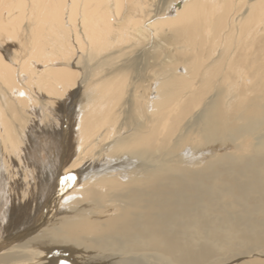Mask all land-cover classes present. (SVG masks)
Listing matches in <instances>:
<instances>
[{"label":"bare ground","instance_id":"6f19581e","mask_svg":"<svg viewBox=\"0 0 264 264\" xmlns=\"http://www.w3.org/2000/svg\"><path fill=\"white\" fill-rule=\"evenodd\" d=\"M155 1L0 0V264H212L225 230L263 244V158L196 167L219 114L177 132L216 90L264 105V0ZM172 137L192 152L166 158Z\"/></svg>","mask_w":264,"mask_h":264},{"label":"rangeland","instance_id":"374dc122","mask_svg":"<svg viewBox=\"0 0 264 264\" xmlns=\"http://www.w3.org/2000/svg\"><path fill=\"white\" fill-rule=\"evenodd\" d=\"M162 1L163 0H158V1L156 0L154 3L159 5L162 3ZM179 41H176V42L183 44L182 39H180ZM171 43L174 44L175 41H172ZM161 44H162V47L156 48L152 56L160 55V54H163L164 52H167L173 49V47H170L169 45H167L166 43L162 41H161ZM221 51H222V47H218L216 49V53L214 57L217 55H220ZM150 62H152V60ZM208 94L202 97L201 99L202 102L200 101L202 105H200L199 103L196 107L198 109H194L190 113L189 115L190 117L188 116L187 118L181 121L180 123L181 127H179V129L180 128L182 129L181 130L178 129L179 131L177 132V133L185 132V134L189 136L192 130L194 131L197 128H199L201 136H205V131H206L205 128L207 126V123L209 122L208 116H210L212 113L219 114L218 117L222 121V127L219 128L218 136L217 137L214 136V142L211 145L207 146V151L205 152L206 157L202 156L196 159V162L198 165H195V166L196 167L200 166L199 161L207 157L214 159L216 157L222 156L223 154H230L234 147L235 148L244 147L242 149L243 152L239 153L241 154L239 155L240 157H247V159L252 158V157L253 158L262 157L264 160V105L261 104L258 106L256 104L258 101L257 99L258 96L250 95L248 96V99H247L248 101L247 102L245 101L246 103L242 107L240 105L231 106V108L229 107L228 110H226L220 104L222 102V97L220 96V92H217L216 90V91L211 92L209 95ZM199 105L200 107H198ZM191 115L193 116L191 117ZM131 117L133 119H136L137 112L133 110V112L131 113ZM183 129H185V131H182ZM177 133L175 134V136L177 135ZM174 139L172 137L170 145L167 148L166 158H169L171 156L170 154H172V152H174L175 150L178 154L180 153L183 154V156H185L184 154H189L188 151L192 152L191 146H187L186 149L183 147L182 148L180 147L178 148V150L173 147L171 148V144L173 143ZM222 142H224V144ZM201 148L203 150L204 147H201ZM42 155L45 158V154H42ZM217 183L218 181H215L216 185ZM226 200H227V197H225L224 195H222L221 198L217 199V201H219L220 203H226ZM204 210L205 209H203V207H200L201 214L203 216H206L207 212ZM255 217L258 220L263 219V217L260 214H257ZM225 232H222L225 235L223 242L220 243L219 241H217V242L209 243L211 245L210 249L212 251L210 258L207 259L209 262H213L212 264L214 263L215 264H256L261 259H264V257L259 259V257L256 256V252H264V242L262 245L258 247L248 245L250 248H253L251 249V251H253V253L251 254L252 256H251L247 254L246 251L244 250L247 248H242L244 244V238L246 237L245 235H243L244 236L243 237L242 235L238 233L230 234L227 230H225ZM247 232L250 234V236H253L255 234L253 233L254 231H249L248 229H247ZM263 235H264V232L262 233V236ZM226 246H238V250H229L225 248ZM64 247L65 249L68 248L67 251L71 249V247H67V246H64ZM74 250L76 251V254L77 253H79L80 255L83 254V251H81V249L74 247ZM221 260H224V261H221Z\"/></svg>","mask_w":264,"mask_h":264}]
</instances>
